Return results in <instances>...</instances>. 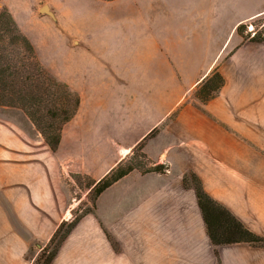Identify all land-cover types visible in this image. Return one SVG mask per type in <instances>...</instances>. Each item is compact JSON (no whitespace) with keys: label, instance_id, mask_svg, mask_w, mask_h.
<instances>
[{"label":"crops","instance_id":"crops-1","mask_svg":"<svg viewBox=\"0 0 264 264\" xmlns=\"http://www.w3.org/2000/svg\"><path fill=\"white\" fill-rule=\"evenodd\" d=\"M27 3L25 17L13 10V18L80 104L55 152L42 139L41 151L7 169L0 264H34L92 189L74 197L70 176L97 182L153 130L142 152L167 171L133 170L105 189L50 264H264L261 247L213 246L195 192L183 185L195 174L207 195L264 237V42L236 32L264 22V0ZM214 69L224 85L201 103L196 87Z\"/></svg>","mask_w":264,"mask_h":264},{"label":"trees","instance_id":"trees-1","mask_svg":"<svg viewBox=\"0 0 264 264\" xmlns=\"http://www.w3.org/2000/svg\"><path fill=\"white\" fill-rule=\"evenodd\" d=\"M257 21H261L260 30L247 31L249 25L241 24L236 29L237 34L244 41L264 42V31H262L264 22ZM223 85L222 76L217 69H214L197 85L195 98L205 103L213 99ZM79 104V96L67 85L57 81L42 66L33 45L20 31L7 7L0 4V107L20 112L41 136L50 151L55 152L61 140L63 126L76 115ZM155 132L156 130L150 132L129 156L104 177L97 182L91 181L93 207L95 199L105 189L133 170L142 174H163L167 171L166 165L151 163L142 152L144 141L152 137ZM135 156L142 161H136ZM188 180L192 181V187ZM183 185L185 188H192L195 192L207 236L213 246L245 243L264 249V237L248 230L228 209L207 195L195 174L185 175ZM90 212L92 208L82 211L69 220L61 221L41 249L43 255L40 256L38 264H50L70 231L84 215ZM45 253L47 255L44 256Z\"/></svg>","mask_w":264,"mask_h":264},{"label":"rangeland","instance_id":"rangeland-1","mask_svg":"<svg viewBox=\"0 0 264 264\" xmlns=\"http://www.w3.org/2000/svg\"><path fill=\"white\" fill-rule=\"evenodd\" d=\"M28 1L32 0H0V4L7 7L11 15L12 11L18 10L19 12L22 8L28 4ZM35 11H38L39 6L34 5ZM21 17L24 18V13L20 12ZM15 20V19H14ZM261 21L253 22L252 26L248 27L247 31L250 30H260ZM18 26V25H17ZM21 31V30H20ZM35 36L39 33V29H33ZM264 31V29L262 30ZM44 33V31L40 32ZM33 35V33H32ZM51 60L52 57L46 56ZM48 60V59H47ZM43 66V65H42ZM44 67V66H43ZM51 74L48 70H46ZM52 75V74H51ZM53 76V75H52ZM41 136L36 132L34 127H32L24 118V116L16 111L9 108L0 107V207L5 210V192H6V172L8 168L12 166L18 167L26 162L28 156L32 154L33 151H41L43 148V143L41 142ZM136 161H142L137 156L134 157ZM16 169V168H15ZM189 185L192 187L193 183L191 180ZM71 190L73 191L74 197H80L91 185V180L84 175H71L70 176ZM91 191L89 192L86 201L81 202L72 212L71 218L80 214L82 211L91 209L92 205ZM31 251H35L32 248ZM43 255L42 250L37 253V257L34 264H38L40 256ZM47 253L44 254V256ZM32 253L27 255L31 257Z\"/></svg>","mask_w":264,"mask_h":264},{"label":"water","instance_id":"water-1","mask_svg":"<svg viewBox=\"0 0 264 264\" xmlns=\"http://www.w3.org/2000/svg\"><path fill=\"white\" fill-rule=\"evenodd\" d=\"M40 12L43 15L47 16L53 22V24L58 28V22L55 18L54 13L51 10H49V8L46 5L41 6Z\"/></svg>","mask_w":264,"mask_h":264}]
</instances>
